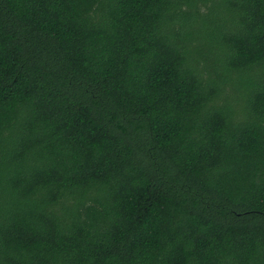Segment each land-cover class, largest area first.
I'll return each mask as SVG.
<instances>
[{
    "label": "trees",
    "instance_id": "trees-1",
    "mask_svg": "<svg viewBox=\"0 0 264 264\" xmlns=\"http://www.w3.org/2000/svg\"><path fill=\"white\" fill-rule=\"evenodd\" d=\"M0 264H264V0H0Z\"/></svg>",
    "mask_w": 264,
    "mask_h": 264
}]
</instances>
